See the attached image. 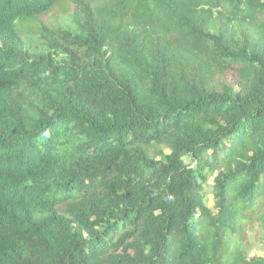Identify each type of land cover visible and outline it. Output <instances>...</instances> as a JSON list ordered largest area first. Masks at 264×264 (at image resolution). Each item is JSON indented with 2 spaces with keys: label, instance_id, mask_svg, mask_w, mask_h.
I'll use <instances>...</instances> for the list:
<instances>
[{
  "label": "trees",
  "instance_id": "trees-1",
  "mask_svg": "<svg viewBox=\"0 0 264 264\" xmlns=\"http://www.w3.org/2000/svg\"><path fill=\"white\" fill-rule=\"evenodd\" d=\"M251 221L264 0H0V264H264Z\"/></svg>",
  "mask_w": 264,
  "mask_h": 264
},
{
  "label": "rangeland",
  "instance_id": "rangeland-1",
  "mask_svg": "<svg viewBox=\"0 0 264 264\" xmlns=\"http://www.w3.org/2000/svg\"><path fill=\"white\" fill-rule=\"evenodd\" d=\"M73 9H74V4L71 2L69 3L68 9H67V11L70 13L71 21L73 20L74 15H76V13L74 14ZM63 15H64L63 9H59V10L55 9L52 12H50L49 16L43 15L41 19H43V21H45L47 24L55 26L56 24L59 23V20L63 17ZM26 38L27 40H33L29 35L26 36ZM30 43L33 44V42H30ZM185 162L187 164H191V165L193 164V162L188 157L185 158ZM204 191L206 194L205 201L208 204V206L212 207L213 206V196H212L211 190L210 188L205 187ZM243 230L245 231L244 238H245V242L248 247V250H249V255L264 254V244H262V242L260 241L262 230L259 227L258 222L251 221V222L244 223Z\"/></svg>",
  "mask_w": 264,
  "mask_h": 264
}]
</instances>
